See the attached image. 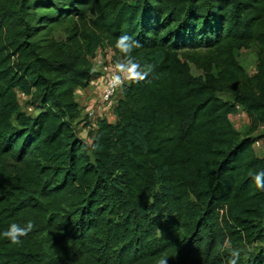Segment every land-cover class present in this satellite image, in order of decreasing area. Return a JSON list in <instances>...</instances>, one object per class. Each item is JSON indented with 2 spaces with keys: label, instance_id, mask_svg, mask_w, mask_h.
Returning a JSON list of instances; mask_svg holds the SVG:
<instances>
[{
  "label": "trees",
  "instance_id": "16d2710c",
  "mask_svg": "<svg viewBox=\"0 0 264 264\" xmlns=\"http://www.w3.org/2000/svg\"><path fill=\"white\" fill-rule=\"evenodd\" d=\"M125 35L152 70L88 130L77 92ZM252 47L255 77L235 56ZM262 139L264 0H19L0 17V231L35 226L0 264H230L227 244L264 245Z\"/></svg>",
  "mask_w": 264,
  "mask_h": 264
},
{
  "label": "rangeland",
  "instance_id": "374dc122",
  "mask_svg": "<svg viewBox=\"0 0 264 264\" xmlns=\"http://www.w3.org/2000/svg\"><path fill=\"white\" fill-rule=\"evenodd\" d=\"M19 0H0V17L1 18H7L10 19L14 15V11L18 7ZM116 56L114 52L107 48L102 49L99 54L97 55V58L94 60V66L97 71L101 70L103 66L105 65L104 62L110 58H113ZM235 56L239 64L245 69L246 74L249 77H255L259 73V66H260V55L257 48L252 47L250 49H243L235 52ZM191 73L194 77L201 78L204 76V73L202 70L196 67V65L190 63ZM97 80H94V82L91 83V85L87 88L86 91H84V99L80 101L82 109H84V103L87 101H90L92 97H94V92L97 88ZM102 86V84H101ZM79 94L83 90H79ZM218 97L226 102H233V97L230 93H219ZM80 99V95L78 96V100ZM19 102L22 105L23 108H26V98L20 94L19 95ZM90 103V102H89ZM88 103V104H89ZM87 104V105H88ZM84 114V110H83ZM114 118L110 117L109 120L113 122ZM232 123L234 124L236 130L241 134V136H250V118L248 114L240 110V112L236 116L231 117ZM262 132H258L251 137H259L262 136ZM256 151L259 156L264 157V139L261 140V145L259 147H256ZM261 248H264V245L254 243V244H244L238 248H234L232 245L227 244L226 249L230 251H236L238 254L242 255L244 258L249 257L252 253H257Z\"/></svg>",
  "mask_w": 264,
  "mask_h": 264
},
{
  "label": "clouds",
  "instance_id": "9594fccd",
  "mask_svg": "<svg viewBox=\"0 0 264 264\" xmlns=\"http://www.w3.org/2000/svg\"><path fill=\"white\" fill-rule=\"evenodd\" d=\"M115 47L123 54L124 60L115 64L117 75L114 79L123 81L126 78L130 81H143L151 72L152 67L151 65L142 66L132 55L133 50L138 47L137 42L125 35L117 39ZM254 182L258 190L264 191V170L255 173ZM34 226L31 220L24 226L12 223L6 230L0 231V239L7 240L11 245H19L22 243V238L32 232ZM232 257L234 258L231 259L230 264H237L238 253L236 251H232ZM159 264H167V260L161 259Z\"/></svg>",
  "mask_w": 264,
  "mask_h": 264
},
{
  "label": "built area",
  "instance_id": "2783aa9c",
  "mask_svg": "<svg viewBox=\"0 0 264 264\" xmlns=\"http://www.w3.org/2000/svg\"><path fill=\"white\" fill-rule=\"evenodd\" d=\"M117 62L121 61L117 59V56H114L104 62L105 65L101 70L97 71L94 66L96 75L92 79V82L94 80L100 81L102 87L100 97L96 101L90 102L84 109L83 120H87L90 124L87 128L88 130L95 131L98 120L104 118L109 119L114 116V110L122 99L124 89L132 82L126 78L123 81L114 79L117 75L115 70V64ZM28 110L31 111V109ZM260 145L261 141H256L254 145L255 149Z\"/></svg>",
  "mask_w": 264,
  "mask_h": 264
},
{
  "label": "crops",
  "instance_id": "0c3cea01",
  "mask_svg": "<svg viewBox=\"0 0 264 264\" xmlns=\"http://www.w3.org/2000/svg\"><path fill=\"white\" fill-rule=\"evenodd\" d=\"M101 83L100 81L97 82V88L94 89L95 92H94V97H92V99L90 101H87L86 103H84V109L85 107L87 106V104L89 102H93V101H96L99 97H100V93H101ZM87 89H83V91L79 94L80 91L77 92V100H78V96L80 95V99L78 100L79 104L81 105L80 101H82L85 97H84V91H86ZM83 109V110H84ZM115 122V119H113Z\"/></svg>",
  "mask_w": 264,
  "mask_h": 264
}]
</instances>
